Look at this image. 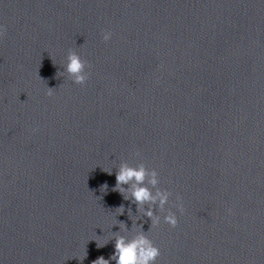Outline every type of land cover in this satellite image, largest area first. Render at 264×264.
Returning a JSON list of instances; mask_svg holds the SVG:
<instances>
[{
  "label": "clouds",
  "instance_id": "1",
  "mask_svg": "<svg viewBox=\"0 0 264 264\" xmlns=\"http://www.w3.org/2000/svg\"><path fill=\"white\" fill-rule=\"evenodd\" d=\"M6 32V26L0 25V37H3ZM111 37L112 33L110 31H104L102 34V39L105 42H108ZM90 67L89 63L78 52L69 50L65 71L74 84L81 86L86 84L90 76L88 71ZM53 89L48 87V96L53 94ZM135 155L140 156V153L136 152ZM103 171L109 175L112 174V171ZM115 179L116 185L112 190L119 192L124 200L130 201V204L136 205L137 212L151 221L150 227L147 232L143 230V224H139L138 228L128 229L124 221H119L118 224L113 225H118L120 229L118 232H114V253L109 259L101 256L94 260L92 264H110V261H115V264H156L161 252L147 233L160 225L161 216L156 214L157 209L161 213L166 212L163 216L164 223L171 228L177 227L179 222L177 215L171 209L166 210L165 208L172 193L158 186L160 184L158 171L155 168L149 169L145 163H139L134 167L127 162H122L116 170ZM107 188L106 183L101 186V190H104V192ZM176 200L177 203L173 207L183 214L185 209L181 202L182 198L177 195ZM116 209L120 215L125 212L123 204ZM131 212V207H129L128 217ZM121 230L129 231V235L119 234ZM105 245L97 243L98 248Z\"/></svg>",
  "mask_w": 264,
  "mask_h": 264
}]
</instances>
